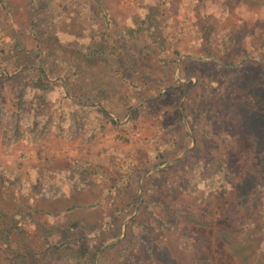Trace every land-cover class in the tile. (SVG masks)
Wrapping results in <instances>:
<instances>
[{
    "label": "rangeland",
    "instance_id": "1",
    "mask_svg": "<svg viewBox=\"0 0 264 264\" xmlns=\"http://www.w3.org/2000/svg\"><path fill=\"white\" fill-rule=\"evenodd\" d=\"M39 1L32 23L28 0L0 1V208L10 219L25 206L8 223L23 237L2 232L1 259L46 243L59 248L43 264H241L223 237L257 222L238 194L255 164L245 123L264 84V0H168L161 20L176 53L141 7L148 0H101L105 23L91 0ZM190 2L214 18V58L200 52ZM37 44L48 75L101 103L113 122L87 115L72 138L24 134L4 150L6 116L27 74L4 78L37 63L27 52ZM27 93L45 98V113L62 95L58 84L44 97ZM52 198L63 211L47 215L40 208ZM71 204L79 208L64 211Z\"/></svg>",
    "mask_w": 264,
    "mask_h": 264
},
{
    "label": "trees",
    "instance_id": "2",
    "mask_svg": "<svg viewBox=\"0 0 264 264\" xmlns=\"http://www.w3.org/2000/svg\"><path fill=\"white\" fill-rule=\"evenodd\" d=\"M2 3V0H0ZM32 6L29 8L28 4H25L24 10L26 11V18L29 23H32L39 11L41 2L39 0H28ZM94 8V12L98 15L101 21L108 22L107 14L104 12L101 6V0H91ZM168 0H148L149 6L141 5L142 8H148L153 11L155 17V24L159 32L160 42L169 50L176 53V50L172 48L171 42L174 40V33L171 28L164 26L161 20L163 9ZM8 10L10 9L7 7ZM189 9L195 14L196 20L192 25L194 34L200 39V52L206 57L214 58L216 56L214 50V41L212 36L215 31L214 18L210 14H201L198 6L190 2ZM146 10V9H145ZM146 10V12L148 11ZM150 11V15H152ZM12 16L11 10L7 12ZM32 26H30L31 28ZM179 30H181L179 28ZM52 39L58 41L57 36L51 35ZM14 45L24 51L25 48L20 40L14 39ZM28 53L32 57L37 59V63L32 66H22V68L15 74L5 77V81L14 80L17 75H24L17 86L16 97V111L8 113L6 116V135L2 138L1 146L4 150H9L19 139L27 134L30 138L36 135L42 134L48 130L55 132L59 135H63L67 138H72L74 134L78 133L82 129L83 121L87 120V115H97L102 118L104 122H113V119L108 114L106 108L98 102H91L88 100H80L74 92L72 84L68 85L64 80L52 79L47 73L46 63L44 60V51L37 44V49L28 50ZM114 61H120L115 55ZM233 66V64H226ZM264 66V64H262ZM126 81H129L126 79ZM55 84H58L61 91V99L58 100L56 106L51 111L45 113L44 110L47 107L48 102L45 98L40 101L38 99L28 98V88L35 87L42 93L39 97H44V93L52 90ZM264 84L261 85V89L252 91V101L248 110V117L245 123V129L248 133L251 146L253 147L256 156L255 164L252 168V174L248 178V183L245 189L239 190V202L249 209V212L257 214V222H249L240 225L234 230L226 231L229 236H224L223 239L228 244L229 251L241 264H257L260 259H264L261 252V244L264 242V98L263 91ZM45 100V103L43 102ZM91 118V117H90ZM97 125L92 130H97ZM60 177V175H58ZM50 200L51 204L42 206L40 209L47 215H56L60 211H63L61 206L57 203L60 199ZM255 206H253V204ZM24 205L19 203L18 210L14 211L11 218L7 217L0 208V240L1 233H6L8 238L13 240L18 238L19 234H23L17 230L8 226V223L14 222L21 218L20 211L24 208ZM254 207V208H253ZM79 208L78 205L71 204L64 208V211L71 212ZM34 211L35 209L32 208ZM112 221H116V218H111ZM2 224V228H1ZM13 225V226H14ZM15 227V226H14ZM224 235V234H223ZM23 237L22 235H19ZM44 247V250L33 251V247L25 254H17L16 256H8L1 259L0 264H43L42 254H46L51 250H56L58 246H49L46 243L40 244ZM32 248V249H31ZM30 254H33L30 256ZM192 261L200 262V258L192 259ZM156 264V263H155Z\"/></svg>",
    "mask_w": 264,
    "mask_h": 264
}]
</instances>
